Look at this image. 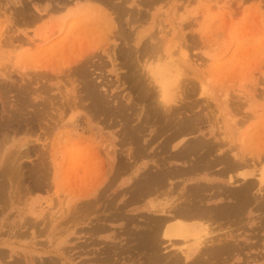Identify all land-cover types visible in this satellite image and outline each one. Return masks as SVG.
Instances as JSON below:
<instances>
[{"label": "rangeland", "instance_id": "374dc122", "mask_svg": "<svg viewBox=\"0 0 264 264\" xmlns=\"http://www.w3.org/2000/svg\"><path fill=\"white\" fill-rule=\"evenodd\" d=\"M64 1L68 2L65 9L61 7ZM106 1L107 0H75L71 3V0H0L1 120L3 117L11 116L13 108L14 111L18 108V106L15 105L17 102L15 92H10L6 96L2 95L4 93V82H7L6 77L9 74L8 71L10 72L11 78L14 80L16 79L15 82H19L18 80H20L18 68L22 62L21 57L23 53L20 52L21 48L19 46L21 44L16 39L20 35L22 39L24 38L23 40L27 38L21 31L22 28L25 30L26 28L21 25L17 12L23 6L29 7L31 13L35 12V6L48 8L49 10L55 6L53 12L51 11L47 16L45 15L46 13H44L43 20L39 22L38 25L27 28V32L29 33L28 36L32 37L34 35L35 44L37 45L34 47L37 48H31L28 43L23 47L24 50L30 49L32 54H34L31 60L26 61L24 59L29 66L27 71H31L33 74L38 72V74H43L47 71L50 73V75L46 73L48 77L50 76L51 78V76H53V80L50 78L48 80V78H46L48 82L43 79V82L47 84V91L45 92L42 91L45 85L42 80L41 82L39 81L38 84L34 83L33 87L40 89L38 90L39 95H36L35 100L33 99V104L35 105H30L26 111H33V113H30L33 114L35 125L31 124L27 127L26 124L13 122L12 124L5 123L9 126L5 125L3 128L0 127V145H2L0 146V171L3 165L5 167V165L11 164V162L19 163L20 159H18V161L16 159L17 157L13 156H18L21 144H30L27 145L29 147L28 159L25 158L20 161L22 167L14 163L20 166V168H18V166L15 167L17 170L19 169L18 172H16V174H14L15 172L10 173L11 170L14 171V169L10 170L8 168L11 167L12 164L8 165L6 170H10L9 173L11 174L7 175L8 186H12L13 184L14 188L13 186L11 187L10 191L12 193L9 195L5 193L7 196H5V199L2 201L4 208L2 209L0 222V249L4 250L6 256L0 258V264H10L14 260V257L18 258L21 256V258H23L22 260L26 257L28 261L40 264L42 261L41 259L51 256L52 258L57 257L54 253L57 249L65 254L69 259V264H86V262L83 263L84 260L88 261L89 259L92 260L96 258V253L99 255V250H105L108 246L110 248L113 246L108 250L112 252L111 254L119 255V257H113V264L148 263V260L146 261L147 258L143 257L142 251L134 250L136 249V247L133 246L135 243L132 239L129 240V238H131L129 235L133 232L130 229L136 228L134 226L137 222H141L142 219H144L142 218L143 215L146 216V214H148L150 216L152 212L141 209V204L132 203L127 207L125 206L126 208H123L124 203L128 201L127 199H129L130 196L129 193L125 194V189L130 186L129 180L132 177L131 174L133 171L122 173V175H113L115 170L110 171L109 169L111 168L109 162L113 147L119 152H117V155L122 157L121 160L125 159L126 162H129V154L133 153L130 149L133 146L130 145V147H128L129 145H126L124 138L121 137L122 123L125 122L123 120V122L120 121L121 118L115 115L109 116V118L107 115L92 116L93 113H90L89 109H87L90 101H86V99L77 107L68 108L65 106L64 109H66V112H63L60 108L64 101L62 97L64 94L70 93L73 96L77 92L76 90H80L83 86V83L80 84L81 80L76 76L72 75L71 77H67L66 75L69 74L70 71L72 72L70 74H73L74 70L71 68H74L75 65L78 66V64L81 65V63L83 64L88 61V71H90L89 79L98 85L100 84L99 92L103 95L106 94L105 97L108 96L109 99L114 95V97H117L115 101L120 100L122 104L131 107L132 110L129 111L134 112L133 116L135 120L148 119L152 121L147 133L149 136L147 135L148 137L146 136V139L156 138L154 143L147 149L148 152L146 151L148 154L150 153L148 156L149 158H147L146 153L143 158L137 161L139 165L142 164L143 171L148 170V168H153L150 169V171H154L156 170L155 165L159 166L157 165L159 161V164H161L162 159L168 160V155L174 150L171 147L173 143L169 145L166 144L168 146L166 149H170H168V152L162 148V146H165L163 143L166 141L165 137H167L168 133H165V130H160L162 124L159 122V119H157L162 116L160 118L161 121L163 118V115H161L163 112L161 113V111H164V109L159 111V108H157L161 114L158 113V116L154 115L152 109L158 102L155 103L156 101H152L150 104V102L147 103L143 101L138 93L131 89L132 83L129 82L130 80L125 81L123 78L125 74L130 75L128 74L130 73L129 70L126 67H122L124 65L123 63H125V59H122L123 57L120 59L119 57V49L122 48L124 41L128 44L130 40H133L129 43L134 46H137L136 43L140 44L141 48L144 44H150L151 47L148 48V52H143L144 55L140 53V51L136 55L133 53V59L134 56H136V59L139 58L141 54V57L143 58L144 56V58L142 59L140 57L142 60L139 61L146 60L148 64L153 62L152 64L160 63L163 65L170 52L173 60L178 62L180 65L179 71L182 72L179 79L181 78V86L184 87H182V90L179 92V97L177 95V99L179 100L171 104H175V106L178 107L182 106L179 119L194 118L193 122L195 121L194 125L196 131L189 136L187 135L189 138L192 137L191 139H193L200 135L202 136L200 137L204 139L216 138V142L220 144L223 142L222 144H224V146L221 145L223 146V150H228L229 153L233 152L236 155L239 154V157L242 159L246 158L245 161H248L250 166L244 168L245 170L254 169L253 166H255V170L259 173V171L264 168V0H110V4L113 2L112 4L114 5H110ZM119 5H121L123 12L122 10L119 12ZM79 9H89L90 16L87 17L85 14H80L82 11L77 13ZM90 9H94L93 11L95 13L91 14ZM125 12H127V14ZM124 13L126 15H124ZM111 18H113V23L116 25H114L115 29L114 26H111L110 30L105 20L108 21ZM117 30H119L120 33L119 31L116 32ZM72 33H74L75 36ZM52 34H54L52 38L45 39L43 37H48ZM119 35L128 38H123V41L120 39L121 36ZM60 36L62 39L59 38ZM67 36L70 37V40ZM41 38L43 40L40 42ZM56 39L59 41L61 39V41L57 43ZM60 43H64L66 47L64 44L61 45ZM46 47L47 49L50 47V51L45 49ZM113 49L116 50L113 51ZM137 49L139 50L140 47H137ZM40 50L43 51L40 52ZM54 50L59 52H54ZM55 53L58 54L56 55ZM112 54L115 55L114 58ZM130 61L129 63L133 62V60ZM143 63L145 62H142L140 65H143ZM35 64L37 68L35 67L36 69H33ZM45 65L46 69L43 68ZM48 67L50 70H48ZM11 72L14 74H11ZM70 79L74 80L75 84L73 81H70ZM50 80L51 82H49ZM129 84L130 86H128ZM76 86L78 87L77 89H75ZM79 92L80 97H82L84 93H82V90ZM1 99L4 103H2ZM45 100L47 101V106L43 103ZM58 100L61 101V103H59ZM6 101L10 103H8V107L12 110L9 108L7 109L9 111L6 110ZM11 105L14 107H11ZM113 105H116V102H113ZM3 106H6L5 113L3 111ZM33 106H39L37 108L38 111L36 107L35 110ZM187 106L190 108L188 109ZM43 107L44 109L48 107L45 109L46 112L42 109ZM54 107H56L55 110ZM40 109L43 111H40ZM44 113L48 117L46 121L45 119H47V117L45 116V118L43 116L45 115ZM7 114L8 116H5ZM36 114L37 116L40 115L44 117L45 119L41 118V120L45 122L40 121L37 116H34ZM153 115L154 117L156 116V118H154ZM49 120L51 121L47 122ZM39 121L41 125H39ZM1 122H3V120ZM54 122L58 124L61 122L63 127L53 129L52 124L55 125ZM18 123L21 125H18ZM156 131L159 132L155 134ZM53 141H56L57 144L59 163L63 162L65 165H62L61 168H58L56 171L54 167L50 168V166L47 165V173H43V170H40L42 168H39V171L36 167L42 161V154L40 153L46 151V147H48L49 152H52L51 143ZM49 144L50 146H48ZM38 148L41 150L44 148V151H40ZM49 152L46 156H49ZM73 153L78 154V156L75 157L77 161L72 162L71 165H67L66 162ZM84 153L90 156V161H88L87 158H83ZM233 153L231 155H235ZM12 157L16 159V161L13 160ZM132 157H134V154H132ZM62 159L63 161H61ZM92 160H95L94 163L91 162ZM251 160L253 163L256 162V164L254 165ZM154 161H156V163H153ZM148 162L150 165L147 164ZM137 163H134V165ZM188 164L187 162L184 163L181 161H174L173 163L174 166H178L177 168L181 169L184 166H188ZM152 165H154L155 168ZM216 168L218 169L219 167ZM244 169L238 170L239 173L236 171V173L233 172V175L237 173V175L244 174L241 173L245 171ZM87 170L89 172L88 175L86 174ZM36 172L39 174L42 172L43 174H41L42 176H38ZM19 173L20 175L18 176ZM34 173L38 177H36ZM104 175L105 180L102 182L103 184L98 186L99 192L102 191L107 184V188L108 186L109 188L106 189L105 195L102 197L103 199H101L97 205L99 206V213L93 212V214H91L92 212L89 213L87 211L89 214L88 217H86L87 213L83 209L81 210L83 212L77 210L79 213L77 214L78 218L75 220L77 221L75 222V226H72L71 223H66L69 221V216L71 218L73 214L72 211H75L72 209H74V207L76 208L82 201V198L77 199L79 198V192L93 188L95 183L97 182L96 184H98L99 182L97 179L101 180ZM240 175L238 177L242 178ZM43 176H46L45 179ZM39 177L42 178L44 182L42 179H37ZM110 179L112 181H110L109 185ZM113 179H116V181ZM226 179L222 182L227 183ZM35 180H40L42 183L41 188L35 187ZM112 182L113 184H111ZM191 183H193V180L191 182L185 181V183L179 184L180 186L173 185V187L176 186V189H174L180 192L182 188H187ZM228 186H230V184H228ZM169 188L171 189V187ZM26 190L27 192H25ZM76 193L78 194L76 195ZM177 193L174 194L175 196L173 195L174 197L172 196L174 198L172 201L178 198L176 197L178 196ZM169 197L164 200L168 202ZM109 200L113 204L110 211L106 210L107 207H105L107 204L111 203ZM164 200L162 199L159 201ZM214 203L215 201L210 202V204ZM119 206L123 207L119 210L116 209V207L118 208ZM104 210L106 211L104 212ZM119 211L125 212L121 213L124 214L122 215L123 221L118 220L121 219L120 217H114ZM252 213L253 214L244 215L242 224L234 221L221 220L214 222L215 225L211 221H207V223L211 222L208 226L205 224L206 230L209 231L208 233H211L213 236L222 234L220 232L241 233V240L245 244V250L240 256V260H229L218 264H264V212L255 211ZM105 215L111 216V219L113 218L112 220L114 222H111L108 227L112 229L111 231H113V234L117 235V239H115V241L111 240L112 242L108 244V240L104 237L106 233H104L102 238H99L101 240L100 245L97 244L87 247L85 241L88 235H86L83 229L95 224L97 217L98 219L100 216L104 218L106 217ZM127 216L134 219L135 223H128L126 221ZM23 217H28L30 222L34 221L35 225L30 223L26 224ZM82 217H84V219L86 218L85 221ZM81 219L83 220L81 221ZM87 219H89L88 223H90V225L85 224ZM115 219L117 221H115ZM23 222L26 225L22 224ZM46 222L48 224H45ZM125 222L128 223L127 227H125ZM21 226L23 227L20 228ZM43 226L46 227L44 228ZM42 229L44 230L41 232L40 230ZM123 231H127L126 233L128 235L126 233L124 234ZM207 231L203 234L207 233ZM41 233H43V235H40ZM251 243H255V245L249 250L248 246ZM82 244L85 246L83 247ZM165 245L167 249L163 248ZM162 246L163 252L166 253L173 249L172 247H168L169 244H164ZM121 248H123V251L126 250V253H124ZM89 249H91L92 253H84L89 251ZM114 249H116V251ZM119 251L123 253L120 255L118 253ZM123 254L125 255L122 256ZM99 257H102L101 254ZM142 257L145 259V262ZM90 260L87 264L94 262ZM113 260L111 261L113 262ZM28 261L23 263L28 264ZM188 262L185 261V264ZM207 263L210 264L211 262H206L204 264Z\"/></svg>", "mask_w": 264, "mask_h": 264}, {"label": "bare ground", "instance_id": "6f19581e", "mask_svg": "<svg viewBox=\"0 0 264 264\" xmlns=\"http://www.w3.org/2000/svg\"><path fill=\"white\" fill-rule=\"evenodd\" d=\"M38 1H44V0H38ZM71 1H72L71 3H73L75 0H71ZM106 2L108 4H110L111 1L107 0ZM67 3L68 2L64 1L62 3L61 7H64V9H65V7L67 6ZM112 3L110 5H114ZM54 7H52V9L49 10L48 8H41V7L35 6V8H34L35 12L31 13L29 7L23 6L17 12V15L19 17V21H20L21 25H23L26 28V30L24 28H22L21 31H22L23 35L27 38V39L23 40L24 38L22 39V37L20 35L16 39V40H18V42H20V44H21L19 46L21 48L20 52L23 53V55L21 57L22 62L20 63V66L18 68L20 80L17 79L19 82H17V81L15 82L16 79L14 80L13 78H11L10 72L8 71L9 74L6 73V74H8V76L6 75L7 76L6 77L7 82H4L5 83L4 87H3L4 93L2 95L6 96L10 92L11 93L15 92L16 101H17V102L15 101L16 102L15 105H17L18 108L16 107L17 108L16 111H14V108H13V112L10 111L11 116H8V114L5 115L8 117H3V119H2L3 122H1L2 120L0 119L1 120L0 121V127L1 128L5 127V125L7 123L12 124L13 122H20V123L26 124L27 127H29L31 124L35 125V122H34L35 119L32 116L33 111L30 110V112H32V113H30L28 110L27 111L29 113L26 111V109L30 105H35V104H33L34 103L33 99L35 100L36 95H39L38 90H40V89L34 88L33 86H34V83L38 84L39 81L41 82V80L43 82V79L46 80V78H48V80H49L50 76L48 77V75L46 74V73H49L47 71L45 73H43V71H42L43 74H38L39 72L36 74H33V72H31V71H27L29 66L25 62V60L26 61L31 60V58L33 57L34 54H32L30 49L24 50L23 47L25 44L28 43L31 46V48L32 47L37 48V47H34V46H37L35 44L34 35L32 37H29L28 36L29 33L27 32V28L28 27L32 28V27L38 25V23L43 20L44 13H46L45 15L47 16V14H50L51 11L53 12ZM93 10L94 9H90L91 14L95 13ZM118 10H119V12H120V10H122V12H123L121 5H119ZM78 12L79 13L81 12L80 14H85V16H87V17L90 16L89 9H84V10L79 9L77 11V13ZM119 12H117V13H119ZM127 12H125V13L127 14ZM115 13H116V11H115ZM125 13H124V15H126ZM117 19H119V18H117ZM105 21L108 23L109 29L111 28V26L116 25L113 23V18H111L108 21L107 20H105ZM105 21H104V24H105ZM94 26H95V23H94ZM74 27H73V29H74ZM69 29H71V28H69ZM114 29H115V26H114ZM78 30H80V29H78ZM118 31L119 30H117L116 32H118ZM73 32H74V30H73ZM35 33H36V30H35ZM119 33H120V31H119ZM72 34L75 36L74 33H72ZM123 35L122 36L119 35V36H121V38L119 37L121 40H123V38H126V39L128 38V37H123ZM52 36H54V34H52L51 36H48V37H45V36H43V37L45 39H48V38H52ZM59 38L62 39L61 36ZM67 38L70 40V37L67 36ZM61 39H60V41H61ZM42 40L43 39L41 38L40 42ZM7 41H9V40H7ZM60 41L57 40L56 42L59 43ZM131 41H133V40H130L129 42H131ZM36 42H38V41H36ZM56 42H54V43H56ZM129 42H128V44H126L125 41L123 42V46L125 48L123 46L120 49L118 48L120 59H121V57H123L122 59H125V63H123L124 65L122 64L123 66L122 65L121 66L126 67L130 72V73L126 72L130 75L125 74V75H123V78L125 79V81L130 80L129 82L132 83L131 89L134 92L136 91V93H138V95L141 97V99L143 101H146L147 103L150 102V104L152 103V101H154V102L156 101L155 103L158 102L159 105L157 104L154 108L152 107L153 108L152 113L154 115L158 116L159 111L164 109V111H161V113L163 112L162 114L159 113V114L163 115V118L161 119V121H160V118L162 116L161 117L159 116L160 118H157V119H159V122H161V124H162L160 126V128H161L160 130H165V133H168L167 137H165L166 141H164V143H163V144H165V146H162V148L166 152H168L169 148L166 149V147H168L166 144L169 145V144L173 143V145L171 147L174 150L172 152L170 151L171 154L169 153L170 155H168V160L162 159L161 164H159L160 161H159V163L157 162L158 163L157 165H159V166L155 165L156 168L154 167V165H152L156 169L154 171L153 170L150 171V169H153V168H150V169L148 168L149 171L148 170L143 171L142 164L139 165L137 163V161H138V159H141L146 155V153L148 152L147 149L155 141L156 137L153 139L152 138L146 139V136L147 135L149 136V134H147V133H148V130L150 127L149 125L152 121L148 120V119H143V120H139V121L135 120V118L133 116L134 112L129 111V110H132L131 107H128V106L122 104L121 103L122 101L120 102V100L115 101V99H117V97H114V95L111 97V99H109L108 96L105 97L106 94L103 95L101 92H99L100 84L98 85L89 79L90 71H88V69H89V67L87 65L88 61L84 62L83 64L81 63V65L78 64V66L75 65L74 68H71L74 70L73 74H70V73H72L70 71V73L66 75L67 77H71L73 75V76H76L79 80H81L80 84L83 83L82 84L83 86L80 90H82V93H84L83 96L80 97V95H79L80 90L77 89L78 88L77 86L75 87V89H77L76 90L77 92L73 96L70 93H66L67 92V90H66V92H64L66 94H64L62 96L64 98L63 99L64 101L62 102V105L60 104L61 105L60 108L62 109L63 112L64 111L66 112V109H64L65 106L68 108L77 107L81 104V102L85 101L84 99H86V101L87 100L90 101L88 106H87V109H89L90 113H93L92 116H94V115L95 116L107 115L109 118V116L115 115L116 117L118 116L121 118L120 121L123 120L125 122V123H122L123 126L121 129V133H122L121 137L124 138L125 144L129 145L128 147H130V145L133 146L130 148L133 153L129 154V157H130V158H128L129 162H126L125 159H123L124 160L123 161V160H121L122 157H119L117 155L119 152L116 151L115 147H113L114 145L111 146V147H113V150H111V156H110L111 159L109 162L111 165V168H109V169H110V171L115 170V173H113V175L114 174L122 175V173L124 174L125 172L133 171V173L131 174L132 177L129 180L130 186H128L125 189V194L129 193V195H130L129 199H127L128 200L127 202L125 201L126 203H124V207L119 206L118 208L116 207V209L119 210L121 207L126 208L127 206H129V204L133 203V204H141V207H142L141 209H144L148 212H152V214H150V216L148 214H146V216L143 215L142 218H144V219H142L141 222L140 221L137 222V224L134 226L136 228L130 229L131 231H133L132 234L129 233L130 234L129 236H131V238H129V240L132 239L135 243L133 246H135L136 249H134V250H139L140 252L141 251L143 252V257L147 258L146 261L148 260L147 264H185V261L186 262L189 261L187 264H204L206 262H209V263L211 262L212 264H216V263L218 264V263L225 262V261L227 262L229 260H240V256L243 254V252L245 250V244L241 240L242 234L241 233L220 232L219 231L222 234L216 233L217 235L213 236L211 233H208L209 231L206 230L205 224H207V226H208L209 223H211V222L214 223V222L221 221V220L231 221V222L234 221L236 223L239 222V224H242L243 223L242 221L244 219L243 218L244 215L253 214L252 212H255V211H261V213L264 212V171H263L264 168L263 169L261 168L262 170H260L259 173L255 170V166H253L254 169L245 170L244 168L250 166L248 161H245L246 158L242 159L241 157H239V154L236 155L235 153L232 152L235 155H231L232 153H229L228 150H226V151L223 150V148H222L224 146V144H222L223 142L221 144L219 142H216V138L204 139V138H201L202 137L201 135H200L201 137L198 136V137H194L193 139H191L192 137L189 138L188 136L191 133H195V131H196V127L194 125L195 121L193 122L194 118L188 119L185 117L186 119H184V118L179 119V117L181 115L180 110L182 109L181 108L182 106L178 107V106H175V104H173V105L171 104L172 102L174 103L177 100H179V99H177V95L182 90V87H184V86H181V81H180L181 78L179 79V77H181L180 74H182V72L179 71L180 65L178 64V62H176V60H173L172 54H170V52L168 53L167 59H165L163 65H161L160 63L152 64L153 63L152 62V63H150L151 64V66H150V64H148V62L146 60L145 61L144 60L139 61V60H142L144 58V56H143V58L141 57V54H140V57L142 59L140 57H139L140 59L139 58L136 59V56H134V59H133L132 58L133 53H135V55H136L140 51V53L143 54V52H148V48L151 46L147 42L148 44H146V45L144 44L141 48L140 44L136 43L137 46H134V45L130 44ZM63 44L64 43H62L61 45H63ZM54 46H56V45H54ZM64 46L66 47L65 44H64ZM137 47H140V49L138 50ZM49 48L47 49V47H46L45 49L50 51ZM60 48H61V46H60ZM41 49H43V48H41ZM152 49H153V47H152ZM114 50H116V49H113V51ZM41 51H43V50H40V52ZM55 51H57V50H54V52ZM59 51H60V49H59ZM59 51H57V52H59ZM59 55H60V53H59ZM116 55H117V53H116ZM46 56H48V55H46ZM46 56H45V58H46ZM53 56H55V55H53ZM114 56L115 55L112 54L113 58H114ZM155 56H157V55H155ZM137 57H138V55H137ZM131 58H132L133 62H131L132 60L130 61ZM23 60H24V62H23ZM136 60H138V61H136ZM129 61L131 63H129ZM123 62H124V60H123ZM142 62H145V63H143V65H140V64H142ZM35 67H36V64L33 66V69L37 68V67L36 68ZM45 67H46V65L43 66V68H45ZM48 70H50L49 67H48ZM94 70H96V69H94ZM51 72H52V70H51ZM11 74H14V73L11 72ZM49 75H50V73H49ZM52 77L53 76H51V78H50L51 80H53ZM51 80L49 82H51ZM70 81H73L75 84L74 80L70 79ZM18 83H21V84H18ZM43 83L45 84V82H43ZM123 83H125V82H123ZM46 85L47 84H45L44 88H42V91H44V92L47 91ZM128 86H130V84ZM49 87H50V85H49ZM76 94H77V96H76ZM0 95H1V93H0ZM2 97H4V96H2ZM178 97H179V95H178ZM4 98H2V99H4ZM2 99H1V101H2ZM45 99H47V98H45ZM6 100H7V97H6ZM8 101H9V99H8ZM8 101H6V103H7L6 110L9 108L8 107V103H9ZM45 101L44 102L42 101V102L44 104H46L47 101L46 102ZM113 102L114 103L116 102V105H113ZM2 103H4V102L2 101ZM35 103H38V102H35ZM48 103H50V102H48ZM59 103H61V101H59ZM39 104H36V105H39ZM57 104H58V102H57ZM12 106L13 105H11V107ZM45 106H47V104ZM5 107L6 106H3L4 113L6 112ZM35 107H34V109H35ZM38 107L39 106H37L36 109ZM44 107L42 109H44ZM161 107H162V109H161ZM47 108H45V109H47ZM55 108L56 107H54V110H55ZM157 108H159V111ZM187 108H188V106H187ZM42 109H40V111ZM10 110H12V109H10ZM7 111H9V110H7ZM37 111H38V109H37ZM45 112H46V110H45ZM47 112H48V110H47ZM37 114H38V112H37ZM37 114L34 116H37ZM40 114H41V112H40ZM66 114H68V113H66ZM135 115H136V113H135ZM146 115H148V114H146ZM154 115H153V117H154ZM2 116H4V115H2ZM43 116L45 117L46 114ZM156 116L154 118H156ZM37 117H38V119H40V121H43V120H41V118L45 119L47 116L44 118V117H41L40 115H38ZM50 117H51V115H50ZM114 119H116V118H114ZM46 120H48V117H47V119H45V121ZM40 121H39V123H40L39 125H41ZM45 121H43V122H45ZM50 121L51 120H49L47 122H50ZM20 123H18V125ZM6 126H9V125H6ZM61 127H63V124L61 125V122L59 124L55 123V125L52 124L53 129H55V128L59 129ZM157 132H159V131H156L155 134H157ZM48 134H49V132H48ZM155 134H154V136H155ZM161 135H163V134H161ZM185 138H186V140H185ZM165 142H167V143H165ZM28 144L29 143L21 144L20 148H19L18 156H13V157H17L16 159L17 160L20 159V161L22 159H25V158L28 159V156H27V155H29V152H28L29 147L27 146ZM51 145H52V152L51 151L49 152L48 147L45 146L47 148L46 149L44 147L46 149V151H44V148H42V150L44 152L40 153V151H42V150L40 148H38L40 150L39 153L42 154V156H41L42 161L40 160L41 161L40 164L37 165L36 167L38 170H39V168H42L40 170H43L42 171L43 173L47 171L46 170L47 165L50 166V168L54 167L55 171L58 168L60 169L62 165H65L63 162H62L63 164L59 163V160H58L59 155H58V148H57L56 141H53L51 143ZM221 145H223V146H221ZM0 146H2V145H0ZM48 146H50V144ZM48 152H49V156H46V154L48 155ZM39 153H38V155H39ZM59 153H60V151H59ZM77 153H78V151H77ZM77 153H73L72 156L69 157V159L66 162L67 165L68 164L71 165L72 162L77 161L75 159V157H77L79 154V153L78 154ZM132 154H134V157H132ZM149 154L147 153V158H149L148 157ZM83 158H87L88 161H90V156L86 155V153L83 154ZM16 159L13 158V160H15V161H16ZM20 161H19V163H16V162L12 163L10 161L12 165L11 164H8V165H11L12 168L8 167V165L7 166L5 165V167L3 165V168H1V171H0V222H1V216H2V209L4 208L3 207L4 204L2 201H3V199H5L4 197L7 196L5 193H7L8 195L10 193H12L10 191V189L13 186V184H12V186L11 185L8 186L7 175L12 173V172L13 173L15 172L14 174H16V172H18L19 169L17 170V168H15V167H17L18 165H20L22 167ZM61 161H63V159ZM94 161L95 160H92L91 162L94 163ZM152 161H153V158H152ZM174 161H181L184 163L187 162L189 164H188V166H184L181 169V168H177L178 166L176 167L173 165ZM82 162H84V161H82ZM14 163H16L18 165L14 164ZM134 163H137L138 165L137 164L134 165ZM153 163H156V161H154ZM252 163H253V161H252ZM147 164H149V162ZM253 164L255 165L256 162ZM20 166H18V168H20ZM7 167L10 170L14 169V171H12V170L10 171L8 169L10 171V173H9V171H6ZM216 167H219V168L217 169ZM3 169H5V170H3ZM240 169L245 170L244 172H241L244 174H242V175L239 174L240 176H242V178L238 177L239 175H237L239 173L238 170H240ZM48 170H49V168H48ZM235 171L238 173L233 175V172H235ZM42 172L40 174L38 172H36V173L38 174V176H42L41 175V174H43ZM20 173L18 174V176L20 175ZM86 174L87 175L89 174L88 170H87ZM93 174H94V172H93ZM34 175L36 176L35 173H34ZM38 176H36V177H38ZM36 177H35V179H36ZM45 177H44V179H45ZM83 177H84V175H83ZM87 178H89V177H87ZM111 178H114V177H111ZM37 179L41 180L42 178L39 177ZM225 179L227 180V183L222 182V181H225ZM40 180L34 181V183L36 184L35 185L36 188L42 187V185H41L42 183L40 182ZM97 180L99 181L98 184H96L97 183L96 182L94 187L90 188V190L86 189V190H83L82 192H79V194L76 193V195L78 194V196H79V198H77V199L82 198V201L78 205L79 207L76 206V208L74 207V209H72L75 211H72L73 214H72L71 218L69 216L70 219L68 218L69 221L66 223H71L72 226H75V222H77L75 220H76V218H78L77 214L79 213V212H77V210L81 211L83 209L86 213H87V211L89 213L92 212L91 214H93V212L99 213L98 212L99 206H97V205L99 204L101 199H103L102 197L105 195L106 189H108L109 186L107 188V185H108L107 184L105 186V188L103 187L104 189L103 190L101 189L102 191L99 192L98 186L103 184L102 182L105 180V175L101 178V180L100 179H97ZM113 180L116 181V179H113ZM192 180H193V183H191L189 185L190 187L187 186L188 189L182 188L180 192L175 190L176 186L173 187V185H179V184L185 183V181L191 182ZM42 181H43V179H42ZM110 181H112V180L111 179L109 180V185H110ZM111 184H113V182ZM228 184H230V186H228ZM169 187H171V189ZM13 188H14V186H13ZM25 192H27V190ZM121 192H123V191H121ZM176 193L178 194V196H176L178 198H176V200L172 201V199H174L173 197L175 196L174 194H176ZM169 196H171V197L173 196V197L171 198ZM115 197H118V196H115ZM168 197H169V200H168V202H166L167 200L165 201L164 199H168ZM162 199L164 201H159ZM211 201L212 202L215 201V203L210 204ZM103 203H105V202H103ZM112 205H113L112 202L110 204H107V206H105V207H107L106 210L110 211V208L112 207ZM5 209H6V206H5ZM106 210H104V212ZM81 212H83V211H81ZM89 213H87L86 217H88ZM121 213H125V212L119 211L116 215L113 213L112 214L115 215L114 217H117V218L120 217L121 218L118 220H122L123 219L122 215H124V214H121ZM111 216H106L104 218H102V216H100L99 219L97 217L95 220V224H92V225H90V223H88L89 219H87V222L85 224L90 225V226L85 227L83 229V231L86 233V235H88V237H86L87 240L85 241V244L87 247H90L91 245H97V244L100 245L101 240L99 238H102L104 233H106L104 237H105V239L108 240V244L111 243L112 241H115V239H117V235L113 234V231H111L112 229L110 227H108V225L111 224V222H114L112 220L113 218L112 219L110 218ZM28 217H23V220L25 221V223L26 224L30 223V224L35 225L34 221L30 222L29 221L30 217L29 218ZM79 217H81V216H79ZM84 217H82V218L84 219ZM263 218H264V213H263ZM83 219H81V221ZM85 219H84V221H85ZM115 221H117V220L115 219ZM126 221L130 224L135 223V220L132 218H129L128 216L126 218ZM207 221H211V222L207 223ZM47 222L45 224L49 223V222L48 223ZM25 223L23 222L22 224H25ZM128 223H126L125 227H127ZM23 226H21L20 228H22ZM123 227H124V225H123ZM237 228H238V226H237ZM43 230L44 229H42L40 231L42 232ZM126 230H128V229H126ZM206 231H207V233L203 234ZM123 232H121V233H123ZM126 232H124V234ZM37 233H38V231H37ZM254 233H255V231H254ZM117 234H120V233H117ZM213 234H214V232H213ZM40 235H43V233H41ZM133 241H131V242H133ZM164 244H169L168 247H172L173 249H171V250L169 249L170 251L167 253L163 252V250H162L163 246L162 245H164ZM105 245H106V243H105ZM254 245H255V243L249 244V246H248L249 250H251V248H253L252 246H254ZM84 246L85 245H83V247ZM112 247L113 246H111V248ZM132 247H130V248H132ZM166 247L167 246L165 245V247H163V248L167 249ZM111 248L108 246L107 249L105 248V250L104 249L99 250V252H100L99 255H98V253L95 252L98 256L96 255V258H93L94 260L89 259L91 262L94 261L93 263H90V264H113L114 263L113 257L114 256L119 257V255L118 254L117 255L111 254L112 252L108 251ZM116 249H114V250L116 251ZM246 249H247V246H246ZM121 250L123 251V248H121ZM161 250H162V252H161ZM122 251L121 252L119 251L118 253L120 255L123 252L126 253V250H124L123 252ZM88 252L90 253L91 249H89V251H86L84 253H88ZM54 253L57 257L52 258V256H51V257H46L44 259H41L42 261L41 260H40L41 262L39 261L40 264H69L68 263L69 259L65 256V254L60 252V250L57 249V250H55ZM100 254L102 257H99ZM124 255L125 254H123L122 256H124ZM5 256H6V253L4 252V250L0 249V258L1 257L3 258ZM21 257H18V258L14 257L13 258L14 260L10 264H22L23 262L25 263L26 261H28L26 257H24V260H22L23 258H21ZM107 258H109V259H107ZM63 260H64V262H63ZM89 260L88 261L84 260L83 263L86 262V264H87V262H89ZM111 260H113V262ZM144 262H145V259H144ZM28 264H35V263H33V261H28ZM239 264H241V263H239Z\"/></svg>", "mask_w": 264, "mask_h": 264}]
</instances>
